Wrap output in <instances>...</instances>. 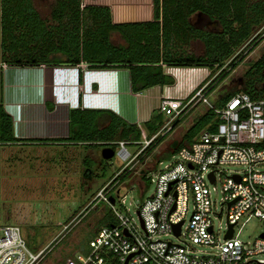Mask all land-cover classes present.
<instances>
[{
    "label": "trees",
    "instance_id": "trees-1",
    "mask_svg": "<svg viewBox=\"0 0 264 264\" xmlns=\"http://www.w3.org/2000/svg\"><path fill=\"white\" fill-rule=\"evenodd\" d=\"M82 2L54 0L48 8L52 24H47L33 0H0V62L6 66H73L83 62L89 67H123L129 71L131 91L137 93L154 85L173 84L174 79L163 73L162 62L206 67L212 76V70L229 60L228 67L220 72L222 78L242 58L239 53L235 55L237 50L264 22V0H153V22L122 24L111 23L106 8L86 2L81 6ZM112 31H118L125 44L113 45L109 38ZM195 40L202 46L199 54L187 49ZM246 75L242 91L253 99L264 98V52ZM211 88L209 81L205 90ZM236 91H224L213 104L220 106ZM183 115L184 111L171 122L172 129ZM215 122V113L206 109L179 141L171 142L170 151L190 144L205 128L213 130ZM162 125L154 116L138 127L107 110L73 109L69 112L68 140L114 149L116 141L139 144L142 131L157 133ZM167 132L157 134L141 152L151 153ZM13 141L11 118L0 105V143ZM145 176L144 180H149ZM111 217L104 226L116 224Z\"/></svg>",
    "mask_w": 264,
    "mask_h": 264
},
{
    "label": "built area",
    "instance_id": "built-area-1",
    "mask_svg": "<svg viewBox=\"0 0 264 264\" xmlns=\"http://www.w3.org/2000/svg\"><path fill=\"white\" fill-rule=\"evenodd\" d=\"M84 4L83 1L81 6ZM206 85L186 98L162 97L157 109L167 121L134 153L126 149L128 142H114V156L126 166L158 133L169 131L171 122L181 112L203 103L215 113L213 130L205 128L190 144L180 146L172 162L152 172L154 179L147 175L154 182V190L137 209L141 230L132 218L114 210L116 224L100 227L87 248L63 264H264L260 257L264 254V237L249 244L237 239L235 233L243 215L264 222V172L255 168L264 162V98L253 99L240 90L215 106L204 95ZM222 165L242 169L226 175L220 170ZM220 174H224L221 179ZM218 192L222 196L220 209L226 211L223 237L214 232L211 219L215 213L213 194ZM94 197L114 207L103 187ZM189 202L192 208L187 214ZM180 221L176 235L173 225ZM229 225L232 235L225 238ZM170 233L177 242L160 238L161 234ZM194 246H206L208 251L198 253ZM44 250L32 253L19 226H0V264H37Z\"/></svg>",
    "mask_w": 264,
    "mask_h": 264
},
{
    "label": "rangeland",
    "instance_id": "rangeland-1",
    "mask_svg": "<svg viewBox=\"0 0 264 264\" xmlns=\"http://www.w3.org/2000/svg\"><path fill=\"white\" fill-rule=\"evenodd\" d=\"M34 1L45 17L54 0ZM190 49L200 53L202 46L194 45ZM263 52L264 22L256 27L235 53L243 56L234 68L228 70L222 78L220 72L228 67L229 60L212 70V77L209 79L212 88L207 100L213 103L226 90H242L249 66ZM206 109V105L200 103L187 110L181 118L182 129L188 128L192 119L203 114ZM153 116L161 119L163 125L167 121V117L156 110ZM181 133L182 130L176 128L170 141L158 145L151 153L141 152L126 166L114 155L103 159L100 153L103 146L99 145L91 148L86 145L53 147L55 149L49 145H24L21 148L0 146V226H19L32 253L45 249L37 264H63L74 253L83 252L89 239L108 223L107 217L113 216L111 218L116 223L114 210L132 218L137 229L141 230L137 209L143 199L154 190V182L144 180V177L149 174L154 179L150 170H161L176 158V153L170 151L173 148L171 142L179 141ZM141 145L126 144L125 147L132 154ZM255 168L264 172V162L257 164ZM241 169L242 167L235 165L220 167L226 175ZM224 174H220L219 178ZM219 182L216 183L217 187ZM102 187L108 196L115 197L114 207L94 197ZM221 197L219 192L213 194L215 213L211 219L214 232H219L223 237L226 211L224 208L222 211L220 209ZM191 208L192 204L189 202L187 214ZM263 230L264 222L248 215L240 217L235 226L236 238L249 244ZM160 238L178 241L171 233L161 234ZM194 247L198 253L208 251L206 246ZM260 257L264 258V254Z\"/></svg>",
    "mask_w": 264,
    "mask_h": 264
},
{
    "label": "crops",
    "instance_id": "crops-1",
    "mask_svg": "<svg viewBox=\"0 0 264 264\" xmlns=\"http://www.w3.org/2000/svg\"><path fill=\"white\" fill-rule=\"evenodd\" d=\"M83 1L106 8L113 24L155 20L153 0ZM33 5L40 17L47 19V24H52L49 15L42 16L34 0ZM109 38L113 45L125 44L118 31H112ZM194 45L201 46L197 40L190 41L188 51L199 54L190 49ZM2 64L0 62V105L11 118L15 141L0 143L1 148L84 145L68 140L69 112L73 109L107 110L129 124L143 127L152 118L154 110L158 112V102L162 97L186 98L212 77L206 67H180L162 62L163 73L174 79L173 84L154 85L134 93L130 87L129 71L123 67H89L83 62L73 66L40 64L5 68ZM210 91H204L206 98ZM182 120L157 146L170 141L176 128H180V136L183 135L187 128L180 126ZM148 133L142 131L139 144L156 132Z\"/></svg>",
    "mask_w": 264,
    "mask_h": 264
},
{
    "label": "water",
    "instance_id": "water-1",
    "mask_svg": "<svg viewBox=\"0 0 264 264\" xmlns=\"http://www.w3.org/2000/svg\"><path fill=\"white\" fill-rule=\"evenodd\" d=\"M100 153H101V157H102L103 159H109V158H111V157L114 155V149H112V148H111L110 146H108V145H105V146H103V147L101 148ZM209 177H210L211 180L213 179V175H212V173L209 174ZM234 177H235L236 180H238V176H237V175H235ZM109 202H110V204H114V202H115V197L110 196V197H109ZM140 222H141V221H140ZM180 225H181V221L178 222L177 224H174V225H173V231H174V233H175L176 235L179 233ZM124 233L127 234L125 230H124ZM231 235H232V227H231V225H229V227H228V231H227V233L225 234V238H230ZM260 236H261V237H264V232H262V233L260 234ZM124 264H125V262H124Z\"/></svg>",
    "mask_w": 264,
    "mask_h": 264
}]
</instances>
